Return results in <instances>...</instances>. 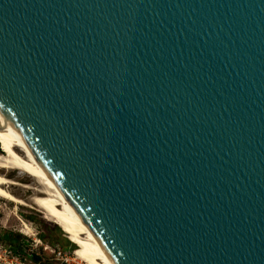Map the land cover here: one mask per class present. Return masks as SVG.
<instances>
[{
    "label": "water",
    "instance_id": "water-1",
    "mask_svg": "<svg viewBox=\"0 0 264 264\" xmlns=\"http://www.w3.org/2000/svg\"><path fill=\"white\" fill-rule=\"evenodd\" d=\"M0 108L117 264H264V0H0Z\"/></svg>",
    "mask_w": 264,
    "mask_h": 264
},
{
    "label": "bare ground",
    "instance_id": "bare-ground-1",
    "mask_svg": "<svg viewBox=\"0 0 264 264\" xmlns=\"http://www.w3.org/2000/svg\"><path fill=\"white\" fill-rule=\"evenodd\" d=\"M0 198L19 206L30 207L23 199L11 192L12 186L32 191V202L45 218L54 222L77 248L75 257L84 264H117L101 244L86 218L62 191L33 146L18 126L0 108ZM19 172L35 182L33 186L21 184L8 176ZM25 233L32 229L25 224ZM24 233V234H25Z\"/></svg>",
    "mask_w": 264,
    "mask_h": 264
},
{
    "label": "rangeland",
    "instance_id": "rangeland-1",
    "mask_svg": "<svg viewBox=\"0 0 264 264\" xmlns=\"http://www.w3.org/2000/svg\"><path fill=\"white\" fill-rule=\"evenodd\" d=\"M0 153H2L1 150ZM8 177L24 185L33 186L35 184L32 178L16 171ZM10 190L15 196L25 200L30 207L19 206L17 208L14 203L0 198V234L2 238L12 245H18L25 239L23 234L25 233V224H27L31 227L32 233L30 235L25 233V236L31 243L37 239L42 240L44 244L59 246L70 254L71 264H84L75 257L74 251L77 247L69 241L66 234L54 222L46 219L41 210L34 205L32 191L18 186H12Z\"/></svg>",
    "mask_w": 264,
    "mask_h": 264
},
{
    "label": "built area",
    "instance_id": "built-area-1",
    "mask_svg": "<svg viewBox=\"0 0 264 264\" xmlns=\"http://www.w3.org/2000/svg\"><path fill=\"white\" fill-rule=\"evenodd\" d=\"M23 235L25 239L15 246L0 234V264H71L70 254L59 246L44 244L37 239L31 243Z\"/></svg>",
    "mask_w": 264,
    "mask_h": 264
}]
</instances>
